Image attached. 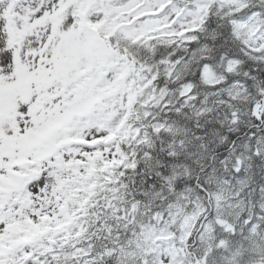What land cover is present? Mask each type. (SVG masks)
I'll use <instances>...</instances> for the list:
<instances>
[{"label": "snow or ice", "instance_id": "1", "mask_svg": "<svg viewBox=\"0 0 264 264\" xmlns=\"http://www.w3.org/2000/svg\"><path fill=\"white\" fill-rule=\"evenodd\" d=\"M0 264H264V0H0Z\"/></svg>", "mask_w": 264, "mask_h": 264}]
</instances>
